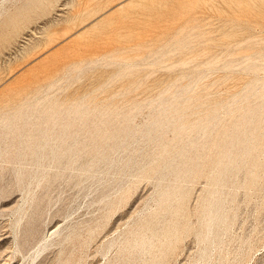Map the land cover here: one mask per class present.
I'll list each match as a JSON object with an SVG mask.
<instances>
[{
    "label": "rangeland",
    "instance_id": "obj_1",
    "mask_svg": "<svg viewBox=\"0 0 264 264\" xmlns=\"http://www.w3.org/2000/svg\"><path fill=\"white\" fill-rule=\"evenodd\" d=\"M0 264H264V0H0Z\"/></svg>",
    "mask_w": 264,
    "mask_h": 264
},
{
    "label": "bare ground",
    "instance_id": "obj_2",
    "mask_svg": "<svg viewBox=\"0 0 264 264\" xmlns=\"http://www.w3.org/2000/svg\"><path fill=\"white\" fill-rule=\"evenodd\" d=\"M124 3L125 2H123V1L119 2L118 5H117V8L115 9L116 11H119L118 16H120V19L127 16L126 15L127 13H125V11L121 12V8L123 7ZM98 10L99 9H97L95 12H97ZM112 15H114V14H112ZM112 15L108 16L106 18H103L101 20L100 19L96 20L91 25V28L98 31V30H100L101 28H103L105 26H111L112 24L117 23L119 20L117 19L116 16H112ZM69 21L74 22L75 21V16L72 19H70ZM54 106H57V107H55V109L57 108L56 110L59 109V106L57 104L53 103V102L52 103L49 102V104L46 107H44L43 109L45 110L46 114L47 113L50 114L49 117H52V115L57 114V118L59 119V116H61L59 114H61V113L59 112V114H58V112L55 110L54 111L55 113L53 114L52 110H54ZM173 107H175V106H173ZM35 108H37V107L34 106L33 109L36 110ZM23 114H26V112L22 113V112L19 111V112H16L14 114V116H15V118H21V117L24 116ZM79 115H81V112L78 111V107L76 106V107L73 108V110L68 109L66 114L61 116V119H59V121L56 122L58 124L57 129H58V133H59V135H58L59 138H61L60 136L70 137L68 135H70L71 133H67V129H72V127L70 126V124L72 123V119L71 118L79 116ZM5 120L6 119H2V122H5ZM78 122H81V120H79ZM48 130L49 129H46V130L44 129L43 130V132H45V133L38 138V142L36 144H33L34 146L40 147L42 149H45L46 147L49 148L52 158H55L56 156H65V155L66 156L67 155L74 156L75 155L76 152L70 151L71 144L68 143V142H64V143H60V144H58L56 142L50 143L49 142V140H50L49 136L46 133V132H48ZM73 130L76 131L78 129H73ZM71 138L74 139V137H71ZM53 140H54V138H53ZM244 140L245 139L243 138L242 141H244ZM55 148H57V150H55ZM35 153H37V152H35ZM144 232L145 231L142 232L143 235H142V233L137 234V237H136L137 239L135 241V246H136L137 250L140 251V253H143L144 251H149V248L151 247V243L148 242Z\"/></svg>",
    "mask_w": 264,
    "mask_h": 264
}]
</instances>
